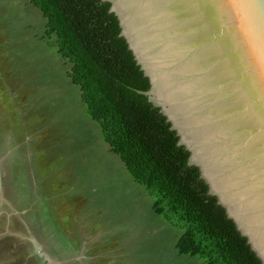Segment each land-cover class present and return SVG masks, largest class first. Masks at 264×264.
Segmentation results:
<instances>
[{
  "label": "rangeland",
  "instance_id": "374dc122",
  "mask_svg": "<svg viewBox=\"0 0 264 264\" xmlns=\"http://www.w3.org/2000/svg\"><path fill=\"white\" fill-rule=\"evenodd\" d=\"M55 40L29 0H0V264H207L105 142Z\"/></svg>",
  "mask_w": 264,
  "mask_h": 264
},
{
  "label": "water",
  "instance_id": "95a60500",
  "mask_svg": "<svg viewBox=\"0 0 264 264\" xmlns=\"http://www.w3.org/2000/svg\"><path fill=\"white\" fill-rule=\"evenodd\" d=\"M107 1L149 79L146 94L264 264L254 233L214 188L166 110L264 238V0Z\"/></svg>",
  "mask_w": 264,
  "mask_h": 264
},
{
  "label": "trees",
  "instance_id": "16d2710c",
  "mask_svg": "<svg viewBox=\"0 0 264 264\" xmlns=\"http://www.w3.org/2000/svg\"><path fill=\"white\" fill-rule=\"evenodd\" d=\"M71 67L88 114L139 183L178 217L207 264H262L245 236L208 192L189 151L146 92L149 79L134 58L107 0H29Z\"/></svg>",
  "mask_w": 264,
  "mask_h": 264
},
{
  "label": "bare ground",
  "instance_id": "6f19581e",
  "mask_svg": "<svg viewBox=\"0 0 264 264\" xmlns=\"http://www.w3.org/2000/svg\"><path fill=\"white\" fill-rule=\"evenodd\" d=\"M166 110L169 113V115L171 116V118L173 119L174 123L181 129V131L184 134L187 142H189L191 144V146H193L194 157L200 162V164L204 168V172L212 180V182L214 184V188L222 194L223 199L229 204L231 211L234 214L239 215L244 220V222L248 225V228L254 233L256 241H258L261 248L264 250V238L261 236V234L255 228V226L252 224V222L249 220V218L246 216V214L240 208L238 203L235 201V199L232 197V195L229 193V191L226 189V187L223 185V183L220 181V179L217 177V175L214 173V171L211 169V167L208 165V163L202 157V155L199 153L197 148L194 146V144L191 142V140L186 135L184 130L181 128L179 123L176 121L174 116L171 114L169 109L166 108Z\"/></svg>",
  "mask_w": 264,
  "mask_h": 264
},
{
  "label": "crops",
  "instance_id": "0c3cea01",
  "mask_svg": "<svg viewBox=\"0 0 264 264\" xmlns=\"http://www.w3.org/2000/svg\"><path fill=\"white\" fill-rule=\"evenodd\" d=\"M39 215H40V214H38V216H39ZM38 216H37V214L35 215V217H37V218H38V219H36V220H35V222H37V223H39V222H40V218H41V215H40V217H38ZM41 222H42V221H41ZM50 256H51V255H50Z\"/></svg>",
  "mask_w": 264,
  "mask_h": 264
},
{
  "label": "flooded vegetation",
  "instance_id": "af4514ba",
  "mask_svg": "<svg viewBox=\"0 0 264 264\" xmlns=\"http://www.w3.org/2000/svg\"><path fill=\"white\" fill-rule=\"evenodd\" d=\"M34 244V243H33ZM35 247H36V245H35ZM36 249H37V247H36ZM38 251V250H37Z\"/></svg>",
  "mask_w": 264,
  "mask_h": 264
}]
</instances>
